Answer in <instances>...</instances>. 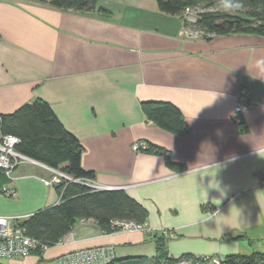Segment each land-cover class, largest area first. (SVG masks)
Wrapping results in <instances>:
<instances>
[{"label": "crops", "instance_id": "crops-1", "mask_svg": "<svg viewBox=\"0 0 264 264\" xmlns=\"http://www.w3.org/2000/svg\"><path fill=\"white\" fill-rule=\"evenodd\" d=\"M184 26L157 0H98L91 12L0 0V114L47 102L81 142L92 182L121 188L145 207L149 228L175 233L170 257L264 253V36L189 40ZM240 87L251 101L242 124L233 119ZM143 102L176 105L187 133L149 121ZM135 143L146 148L135 152ZM52 176L38 162L20 163L11 178L0 172V216L26 219L60 204L44 183ZM74 229L76 241L3 264H58L94 248L156 256L145 232L105 234L92 221Z\"/></svg>", "mask_w": 264, "mask_h": 264}, {"label": "trees", "instance_id": "trees-1", "mask_svg": "<svg viewBox=\"0 0 264 264\" xmlns=\"http://www.w3.org/2000/svg\"><path fill=\"white\" fill-rule=\"evenodd\" d=\"M32 1L74 12H91L98 3V0ZM157 3L162 13L172 16L180 15L186 8L203 5L209 11L199 14L200 19L193 28L202 31L206 40L210 36L240 33L264 36V0H157ZM142 110L149 121L169 132L182 135L188 131L181 110L172 103L143 102ZM2 136L18 138V153L73 180L88 182L95 177L94 172L82 167L84 149L81 142L64 127L52 107L43 100L26 104L10 115L0 114ZM152 149L149 147V150ZM55 187L61 196V203L19 223L29 237L39 240L48 248L57 246L82 220L96 223L105 234L114 233L112 222L118 220L147 225L148 212L145 207L122 189L95 191L65 179ZM148 235L154 237L156 243L155 257H114L108 264H176L184 259L199 262L206 259L191 256L172 258L167 251L165 235ZM42 252L38 249L34 253ZM220 264H264V253L230 255L223 258Z\"/></svg>", "mask_w": 264, "mask_h": 264}, {"label": "built area", "instance_id": "built-area-1", "mask_svg": "<svg viewBox=\"0 0 264 264\" xmlns=\"http://www.w3.org/2000/svg\"><path fill=\"white\" fill-rule=\"evenodd\" d=\"M181 17L184 21V28L181 32L184 38L189 40H200L205 39V34L202 31L195 30V26L200 19V15L193 11L191 8H186L182 13ZM250 93L244 88L240 87L236 96V105L234 109L233 119L237 123L242 122L243 115L251 108ZM20 140L13 136H2L0 137V172H3L8 178H11L12 172L22 162H33L36 161L25 157L16 151L17 145ZM146 146L140 143H135L132 147L133 151L139 152L145 149ZM47 167V166H45ZM49 168V167H47ZM53 172V177L49 180H44V183L48 187L58 185L62 179L87 184L91 189L95 191L102 190H117L119 188L97 185L92 181L85 182L83 180H73L67 175L49 168ZM261 191L264 194V177L261 178L260 185ZM121 189V188H120ZM2 193L6 196H16L15 190L4 188ZM23 218L19 217H8L0 216V259H11V258H26L36 252L38 249L45 251L48 246L43 244L37 239L29 237L26 234V230L22 228L19 223ZM88 221H80L81 224H85ZM75 228V227H74ZM112 228L114 233L117 231L124 233H139L145 232L147 234L159 233L165 235L167 238L174 237L175 233L172 230L167 229H152L148 225H139L133 221H114L112 222ZM75 239V229L69 234L64 236L58 243L65 244L68 241ZM114 253L107 248H94L89 250L78 251L58 260V264H108L114 259ZM206 258L203 262L197 260H180L176 264H220L221 260L217 258Z\"/></svg>", "mask_w": 264, "mask_h": 264}, {"label": "rangeland", "instance_id": "rangeland-1", "mask_svg": "<svg viewBox=\"0 0 264 264\" xmlns=\"http://www.w3.org/2000/svg\"><path fill=\"white\" fill-rule=\"evenodd\" d=\"M193 11L194 12H196L197 14H203V13H205V12H207V11H209L208 9H204L203 8V5H201V6H198L197 8H194L193 9ZM180 16H181V14H180ZM54 176V175H53ZM52 176V177H53ZM117 232H120V231H117ZM117 232H115V233H117ZM124 233V232H123ZM147 234V233H146ZM70 241H73L72 239H70ZM264 251V250H263ZM255 252V251H254ZM254 252H250V254H252V253H254ZM260 253H263V252H260ZM250 254H248V255H250ZM5 260L4 259H0V263H3Z\"/></svg>", "mask_w": 264, "mask_h": 264}, {"label": "water", "instance_id": "water-1", "mask_svg": "<svg viewBox=\"0 0 264 264\" xmlns=\"http://www.w3.org/2000/svg\"><path fill=\"white\" fill-rule=\"evenodd\" d=\"M82 185H85V186L89 187L87 184H82ZM119 189H120V188H119Z\"/></svg>", "mask_w": 264, "mask_h": 264}]
</instances>
